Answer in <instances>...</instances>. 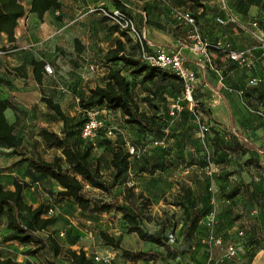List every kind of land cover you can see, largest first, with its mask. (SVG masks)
Returning <instances> with one entry per match:
<instances>
[{"label": "crops", "instance_id": "obj_1", "mask_svg": "<svg viewBox=\"0 0 264 264\" xmlns=\"http://www.w3.org/2000/svg\"><path fill=\"white\" fill-rule=\"evenodd\" d=\"M86 1L91 4L98 0ZM122 1L127 7V12H129L130 16L135 21L138 30L144 35L146 43L151 51H157L162 48L168 51L175 50L178 48L180 41H185L188 38L191 28L184 21L173 20L170 23L165 24L156 18H152L148 13H142L138 10L140 8L139 6L133 8L128 0ZM61 3L62 9L60 11L48 12L43 17V20H40L37 14L29 13L31 7V4H29L26 8L28 14L18 22L15 31V42L10 43L6 34H0V48L5 46L6 48H9L8 53L12 54L10 58V66L14 69L25 66L29 77L28 80H24L16 76V72L12 70L10 71L11 74L5 73L7 76H3L4 67H2L0 68V88L6 86L8 90L12 91L13 96H18L22 95V92L27 93L28 87L31 86L36 91H39V93L41 92L40 99L42 98V93H44L58 102L62 108L67 104V101H65L66 99L64 98L70 96L72 99H75L74 103L76 104V107L78 106L77 110H80L79 112L82 113L79 107V93L86 89V94L81 97H87L90 91L97 86H104L106 84L108 72L110 69L114 68L112 63L107 65V69H103L104 72L102 74L93 76V79H87L83 75L82 77L76 76L72 79L65 80L61 75L58 77V75L50 76L44 73L43 85L39 86L35 83L33 76V61H44L51 64L54 71L56 70L58 74L62 73V59H64L65 53L63 49L64 41L61 39V35H59L60 18L68 11L66 6H69V10L72 11L77 3L75 0H71L68 3H66L65 0H61ZM105 4H107L106 8L108 9L115 8L112 0H106L102 5ZM217 8H220V11L219 13L216 12V15L213 11ZM213 11L211 12L208 9H203L199 12L200 15L204 14L198 22L204 38L210 42H215L220 39L226 40L233 45V48L236 51L253 50L254 55L260 57L261 61L255 68L247 70L241 68L229 57L216 51H211L208 59H200L193 55L189 50H185L183 54L188 67L196 72L199 77L196 95L198 102L203 108L208 110V113L204 115V118L210 123L217 125L219 127L218 130H225L222 134L214 132L209 138L214 157L220 162L222 168L221 176L217 181H225L229 184L233 183V181H249L250 183H254L253 187L256 186V182L263 181L262 193H258V190L253 189V187H250V192L252 193L246 192L245 199L250 201V204L254 207L260 208L261 216H259V223L252 225L250 227V233L248 234L250 238L256 241V249L251 250L244 244L243 248L246 252L244 253L243 259L247 262L246 264H264V124L259 127L257 125L258 123H255V118L257 117L251 115L249 112V114H246L245 112V107L246 109L249 107L256 108L261 107L264 104V55L258 50L259 34L264 30V0H226L225 2H222V4L215 5ZM99 14L101 15V13ZM215 16H217L216 21L213 20ZM218 20L224 21V24H220ZM152 22L160 23L164 29H159L150 24ZM116 35H118V33ZM118 40H122L125 43L127 53L132 54L138 59V47L132 39L125 40L124 37H120ZM80 49L81 51L77 52L80 54L79 56H82V47H80ZM73 54L76 57L75 51H73ZM5 68L8 67L5 66ZM126 70L130 75L129 79H134L137 83L142 81L135 88L134 85H132V92L140 111L144 112L149 117L152 116V113H150L151 109L148 107L145 99L147 91L149 90L148 86H151L149 85L151 82H144L143 76L132 75L133 70L130 67H126ZM221 79H223V81ZM253 79H259V84L252 86L250 82ZM243 87H248V96L246 95L245 98L238 94V91L242 90ZM229 88L234 89V92H229ZM7 101L10 104V108L6 111V116L10 124L14 125L15 131L18 122L24 123V125H30L31 127H37L36 140L42 148L52 154L51 159L46 161L51 162L55 157H62L64 159L62 150H47L40 137V127L48 128L59 135H62L63 131V123L61 121H55L58 119L54 117L53 112L47 108L46 104L40 102L38 103L39 107H37V103L27 104L18 100L21 104L20 106H24V108H20V112H18L16 109L19 106H17L12 100ZM39 111L42 112V114H40ZM99 113L101 114V120L106 126L111 123H117L118 128H120L119 126L123 127L120 129L122 132L120 137L110 138L107 136L106 130H102V136H100L101 138H99V141L95 144L96 148L93 152V158L100 159L101 161L102 181L104 184L108 186L107 183L109 181H114L115 187H118L121 185V183H119L121 179L116 180L117 170L111 165L112 159H110V166H105L102 163L101 159L103 153L109 150L112 152L115 151L116 149L113 147L117 145H121L119 147L124 148L122 145L123 140L126 141V146L128 147L129 144L126 138L127 130H130L131 127L138 129L139 127L127 125L125 123V118L120 111L112 112L108 111L106 108H102L99 110ZM67 116L70 119H73L76 115L71 113ZM53 120L55 124H53ZM178 122L179 125H177L174 131H172L174 134L172 144H175V147L166 151L169 154V160H177V163L169 161L170 166L168 167L170 168H176L177 166L182 167L184 164L188 166V163L191 160L196 163L195 152L197 149L195 146L193 148V143H191V141L196 139L198 146H201L200 140L197 138L196 127H194L193 131H189V128L191 127L186 119H183V121L181 120V122L179 120ZM135 132L136 131L133 130L132 133ZM105 135L107 137H105ZM107 138L112 139V141ZM101 139H107L108 141L104 142L101 141ZM116 141L120 144H116ZM168 146H170V142ZM244 148L247 149L245 154L243 152ZM241 157L246 160L247 163L245 164L248 165L247 167L242 165L240 161ZM63 162L66 167L64 160ZM193 167L194 165H191V167L183 174L180 173L177 175L176 173H172L171 177H168L166 181H196L197 179L195 177H186L187 174H189V170ZM238 172H240V179H238ZM28 173L31 181L25 179L24 182H19L26 185V187L28 186V188L32 189L34 193H39L41 196H47V204L50 203L52 208L54 207L53 209L56 210V214L60 215V220L69 218L66 214L65 208L66 205L71 204L72 201L70 199L58 197L57 194L59 191H62V188H60L54 180H51L46 176L35 174L30 170ZM116 181H118V183H116ZM224 186L225 185L222 187V192L226 193V195H232L231 192L235 186ZM90 190L106 194L104 191L90 187L86 188L85 193ZM124 196L127 200L126 204L120 206L127 208H132L129 206V203L133 202L132 198H139L134 197L131 193H126ZM184 197L185 193L178 189L177 198L182 199ZM40 204L46 205V202H40L37 205L35 202H30V205H33L35 208ZM259 204L261 205L260 207ZM113 205H116V202ZM154 206L155 205H151L148 208L140 207L142 208V213L135 210L133 212L140 217L145 216V220L143 221L146 223L145 228L149 230L151 229V232L154 231L166 235V230L169 225L163 220V215L160 210H153ZM152 225L157 226L158 229H152ZM180 228H183V225ZM54 230H58V228ZM59 230L62 232L65 231L66 233V235L64 232L61 233L62 237L67 236L68 238L69 235H73L71 231L72 227H67L66 229L60 228ZM179 232L181 233L180 229H176V234L178 236ZM207 232V223L204 219L196 233L195 239L184 242V246L185 244L186 246H192ZM142 243L149 246L147 250L132 251H154L160 254L162 259L157 263L143 261L130 263L121 258L112 249L107 247L105 249L107 254L123 260V264H158L166 259V253L163 251L166 248H161L150 243ZM73 246V244H70V247ZM223 253L224 250L222 248L215 251L217 257L222 256ZM201 255L203 256V254H199L197 259L200 260ZM228 263L229 261L226 264Z\"/></svg>", "mask_w": 264, "mask_h": 264}, {"label": "rangeland", "instance_id": "obj_2", "mask_svg": "<svg viewBox=\"0 0 264 264\" xmlns=\"http://www.w3.org/2000/svg\"><path fill=\"white\" fill-rule=\"evenodd\" d=\"M20 1L25 6V8H27L32 2V0ZM69 1L71 0H65L66 3ZM105 1L106 0H98L95 3L90 4L86 0H75L77 5L74 7V9H72V11L69 10V6H66L68 11L60 18L59 23V35H61V39L64 41L63 49L65 56L64 59H62L63 69L61 74H58L55 70L54 76L58 75L59 77V75H61L62 78L68 80L76 76L82 77L84 75L87 79H93V76L102 74L104 72L103 69H107V65L112 63V66L115 69L121 70L125 76L130 78L129 73L126 70V66L121 62H113L108 55V52L115 48L116 42L120 37H124L125 40L128 38L126 39L125 35L119 31L117 27L109 23L102 15L98 13V8L102 6L106 7L107 4L102 5L105 3ZM128 1L133 8L139 6L140 8L138 10H140L142 13H148L150 16H152V18H156L157 20L168 24L173 20L181 21L176 15L177 11H186L190 13L195 17L197 22H199V12H201L203 9H208L212 12L215 5L222 4V2H225L226 0ZM219 11L220 8H217L214 9L213 12H215L217 15ZM127 13L129 14V12ZM216 18L217 16H215L213 20L216 21ZM117 33L118 35H116ZM76 41H79L80 47H82V56H79L80 54L77 52L78 48L80 47L76 45ZM73 51H75L76 57L74 56ZM8 52L9 48H6L5 46L0 48V68L4 67L3 76L11 74L10 71H13L14 69L10 66V58L12 54ZM5 66L8 68H5ZM92 66L98 69L94 72L91 69ZM129 80L131 81L132 85H134V88L137 87L140 82H142L140 81L137 83L134 79ZM160 84L162 87H164L162 90L158 89L157 84L151 82L149 84L151 86H148L149 90L147 91V96L145 98L148 107L151 109L150 113H152V116H150L152 121L150 123L149 129L142 130L132 127L130 130L126 129V138L128 144L140 149L142 151L141 156L143 158H130V166L127 168L125 174H123V176L120 178L121 181H119V183H121V185L115 187L114 181H109L107 183L109 191L106 192V194L93 192V190L87 191L86 195L92 200L94 207L88 212L81 211L78 206L72 202L71 204H67L65 208L66 214L69 216L67 219L60 220V215L56 214L55 209L53 216L48 214L45 215V217L55 220V223L50 227V232L55 233V236L60 239L63 247L61 254L59 256L56 255L52 245L48 248L44 246L39 248L38 245L23 246L18 243H6L4 238L9 234V231L6 229V218L5 215H3L0 217V253L3 258H12L18 264H25L28 259L35 264H68L69 262L65 255V252L68 249L75 251L83 250L91 259L96 256L106 257L110 254L106 253V246L99 237L100 232H105L115 237L126 249L147 250L149 246L138 240L137 236H131L126 233V227L120 217V214L117 212L101 214L98 212L99 207H102L103 205L114 204L115 202L118 206L125 205L127 200L124 194L126 193H131L134 195V197H139V195H142L151 199L152 205H155L153 210H160L162 212L163 220L170 225L168 232H170L172 228H179L180 231H182V228L180 227L186 224V219H184L182 215L183 209L177 206V202L180 201L179 198H177V191L180 189L185 193V198L187 199L186 204L191 209L190 216L186 222H190L196 214L195 207L197 206V201H199V203L206 201L207 193H209L211 199L212 197H215L216 202L214 206H216L217 212V224L215 226V231L219 236L224 238L226 244L233 243L237 245V256L229 261L228 264L247 263L243 259L244 253L246 252L243 248L244 240L239 237L238 230L243 227L249 234L250 227L255 223H259V216H261L260 208L254 207L252 204H250V201L245 199L247 193H252L250 192V187H253L254 183H250L249 181H233L234 184H229L225 181H216L214 185V192H212L210 190V182L207 179L205 171V158L202 150L198 146L196 139L191 141V143H193V148L195 146L197 149L195 152L196 163L191 160L188 163V166L184 164L182 167H168L164 171L157 173L149 172L147 168V171H143V169H145L146 162H148V165L151 166L152 160H155L157 157H163L167 159L166 151H169V149H173L175 147V144H172V139L174 138L173 132L169 137L170 146L168 148H159L154 145V139L161 137L160 126L157 123L158 119L162 118L164 120H168L169 125L172 126V131H174L177 125H179L178 121L180 120L181 122L183 119L188 121L191 127L189 128V131H193L195 127L193 124L194 122H192V114L189 108H186L184 115L178 121L172 122L169 119L170 108L172 105L181 100L182 89L180 85L172 78L167 80L165 83ZM247 88L248 87H243L246 92ZM85 90L79 93L78 98H81V96L86 94ZM21 94L22 95L13 96L12 91L8 90L6 86H2L0 88L1 98L15 102L16 105L19 106L16 109L18 112H20V108H24V106H20L21 104L18 102V100H21L23 103L27 104L37 103V107H39L38 103L42 102L40 99L41 92L39 93V91H36L31 86L28 87L27 93L22 92ZM64 99L67 101V104H65L63 107L64 112L67 113V115H70L71 113L76 115L70 120L69 129L75 128L76 125H82L87 116L81 114L79 112L80 110H77L78 106L76 107L74 98L72 99L69 96L65 97ZM245 112L246 114H249L246 107ZM39 113L42 114L40 111ZM55 121L58 122V120ZM255 123H258L257 125L260 127L264 124V121L257 117L255 118ZM53 124H55L54 120ZM107 127L118 128L117 123H111ZM119 127L120 128L118 129H121L122 126ZM37 130V127H31L30 125L28 126L24 125V123L18 122L16 124V133L18 136L24 138V147L22 149L13 151L0 145V186H3L6 189H13V183L16 179L21 182H24L25 179L31 181L30 175L28 173L30 170L28 161L30 159H51L52 154L48 153L44 148H42L35 138L37 136ZM133 130L136 132L132 133ZM105 137L107 136L105 135ZM81 139L83 138L81 137ZM107 139L112 141V139ZM101 141L105 140L101 139ZM91 143H97V141L89 142V144ZM116 144L120 143L116 141ZM122 145L124 146L122 149L117 146H114L113 148L127 153L129 150L126 146V141L123 140ZM113 154L114 152L111 150L103 153L101 160L105 166H110V159L113 158ZM169 161L177 163V160L175 159ZM240 161L242 165H245L246 167L248 166L245 164L247 162L243 157L240 158ZM191 165H194V167L189 170V174H187L186 177H195L197 179L196 181H166L168 177H171L172 173H176L177 175L180 173L183 174L191 167ZM238 174V179H240V172H238ZM128 183H133V186H129ZM255 184L256 186L253 187V189H257L258 193H262L263 181H258ZM223 185H225L224 187H226V185L235 186L231 192V196H234L233 199H231L233 201L228 199L230 195H226V193L222 192ZM24 195L28 204H30V202H35L37 205L40 202H46L48 208L52 207L50 203L47 204V196H41L39 193H34L32 189L28 188V186L24 191ZM132 200L133 202L129 203V206L132 207L130 208L131 211L135 210L142 213V208L140 207L144 206V202H141L140 198H132ZM260 206L261 205L259 204V207ZM202 207L205 209L204 205ZM211 207L213 208L212 205ZM256 210L257 213H255ZM141 219L144 221L145 216L141 217ZM205 221L207 223V229L209 232L207 217ZM144 224L146 223L144 222ZM67 227H72L71 231L73 235H69L68 238L67 236L62 237L61 233H65V231L62 232L59 229H66ZM56 228H58V230H54ZM152 229H158V227L152 225ZM40 236L47 237L48 233L42 232L40 233ZM72 243H74V246L70 247V244ZM168 245V248L163 250L166 253V259L158 264H201L205 258V246L203 244L199 246L197 242H195L192 246H186V244L184 246V244L178 243H170ZM35 249L37 250V253L34 257H29L26 255L28 251H33ZM199 254H203V256L201 255L200 260L197 259ZM111 256L112 260L109 264H123V260L114 258L113 255ZM95 264L102 263L96 262Z\"/></svg>", "mask_w": 264, "mask_h": 264}, {"label": "trees", "instance_id": "obj_3", "mask_svg": "<svg viewBox=\"0 0 264 264\" xmlns=\"http://www.w3.org/2000/svg\"><path fill=\"white\" fill-rule=\"evenodd\" d=\"M112 3L115 7L113 9H117L124 13H127V7L124 5L122 0H112ZM30 4L31 7L29 13L37 14L40 20H43V17L48 12H57L62 9L61 0H32ZM27 14V9L20 0H0V34H6L10 43L15 42V31L18 26L19 20L24 18ZM203 16L204 14H201L200 18ZM150 24L156 26L159 29H164V27L160 23L152 22ZM122 33L126 38L131 39L126 33ZM76 45L80 47L79 41H76ZM78 51L80 52L81 49L78 48ZM108 55L113 62H121L126 67H130L133 70L132 75L143 76L144 82H154L155 84H157L159 90H162L164 88L160 83L163 84L170 78L174 79L179 83L182 89V96V83L177 79V77L158 68L141 63L139 59H136L132 54L126 52L125 43L122 40H118L116 42L115 48L111 49L108 52ZM45 65L46 62L44 61H33L32 63L34 81L39 86L43 85ZM13 71L16 72V76L24 80L29 79L25 66L15 68L13 69ZM240 91H244L243 97L245 98L247 95L246 90L242 89ZM195 100L199 105V109L205 114L208 113V110L203 108L202 105L198 102L197 95H195ZM41 101L46 104L47 108L51 112H53L58 121H61L63 123V131L62 135H59L58 133L49 130L48 128L40 127V137L42 138L44 146L47 150H62L64 159L62 157H55L51 162L44 159H30L28 161L30 171L54 180L58 184V186L62 188V191H59L57 194L58 197H61L63 199H70L78 206L81 211L88 212L94 207L92 200L85 193L86 188L90 187L104 192H108L109 188L102 181L100 159L93 158V152L96 148V143L89 144V142L91 141L87 142L88 140L81 139L82 129L87 121V117L82 125H76L75 128L69 129V122L71 119L66 115L62 106L53 98L48 97L44 93L42 94ZM183 104L184 111L182 112L181 117L184 115L186 108L190 109L187 103ZM79 107L82 111L81 114H84L85 116H87V112L90 110L99 111L102 108H106L108 111L112 112L120 111L123 114L125 123L127 125L138 126L139 129L142 130H148L152 121L151 117L140 111V108L134 98L132 92V83L129 78L125 76L121 70L115 68L110 69V71L108 72L106 84L104 86H97L90 91L87 97L80 98ZM261 107L264 109V104ZM9 108V102L0 98V145L14 151L22 149L25 145V140L16 134L14 125L10 124V122L8 121L6 111ZM250 108L257 110L259 107H249L248 112L251 115L258 117L264 121V116L262 117L260 115L251 113L249 110ZM191 114L193 120L192 110ZM169 119L172 121L170 117ZM157 123L160 126L161 137L155 138L154 142L161 140L165 136L164 130L167 127H169L170 129L169 137L172 133V126L169 125L168 120H164L161 118L157 120ZM214 132L222 134L223 132H225V130H218L214 128L209 138ZM100 136H102L101 133ZM100 136L99 138H101ZM120 136L121 135L119 134L116 137ZM99 138L96 141H99ZM104 140V142L108 141L107 139ZM129 146L130 145H128V150ZM117 147H119V145H117ZM168 147L169 146L165 148ZM200 149L203 152L201 146ZM113 152L114 154L111 160V165L117 170L116 180H119L123 176V174H125L127 168H129V159L131 157H142L132 156L130 155L129 151L125 153L122 150L118 151L116 149ZM243 152L245 154L247 152V149L244 148ZM168 155L169 154L167 153V159L163 157H157L155 160H152L154 162H151V166H149L148 162H146V166L143 171H147V169L152 173L164 171L168 168V166H170ZM63 160L65 161L66 167L64 166ZM214 160L221 168L220 162H218L215 157ZM221 173L216 178V181L220 178ZM116 183H118V181H116ZM13 187V189H6L3 186H0V217L5 215V226L9 231V234L4 238V241L6 243H18L23 246L38 245L39 248H42L43 246L48 248L52 245L54 247L55 254L59 256L63 249L62 244L60 242V239L55 236L56 234L50 232V227L55 223V220L45 217V215L48 214L49 210L53 208H48L45 204H40L35 208L33 205L28 204L24 195L26 185L20 183L17 179L14 181ZM230 196L228 197V199H233L234 196ZM139 198L141 199V202H144L145 208H148L152 205L150 198L142 195H139ZM206 199V201H203L201 203L197 201V206L195 207L196 214L190 222H186L191 212L190 207L186 204L187 199L185 197L179 199L180 201L177 202V206L183 209V218L186 219V224L183 225L182 231L179 236L176 234L175 228H172L170 232H168L170 227L169 223V227L166 230V235L162 233L151 232L149 229L145 228V224L141 217L127 207L116 206L113 204L103 205L102 207H99L98 212L101 214H110L113 212H117L121 215V219L125 224L126 233L128 235H135L137 236L138 240L145 243H150L161 248H168V244L171 243L169 240L170 235H174L175 243L178 244H183L184 242L192 241L193 239H195L196 233L202 221L206 219V217H208V215L212 211V207L210 205V200L212 199L209 193H207ZM203 205L205 206V209L202 207ZM42 232H47L48 236L41 237L40 233ZM207 234L208 232L206 234H203V236L198 239L197 244L199 246H201L202 241L207 236ZM99 237L107 248L112 249L127 262L138 263L140 261H143L157 263L162 259L161 255L154 251L144 252L126 249L121 245L119 240L108 233L100 232ZM242 239L244 240L243 244H245L247 248H250L251 250L256 249V241L249 237L247 230L246 236ZM72 244L74 245V243ZM36 253L37 250L35 249L33 251H28L26 255L29 257H34ZM204 254L205 258L201 264H204L208 257V251L206 247ZM65 255L69 262L68 264L96 263L95 258H89L87 256V253L83 250L75 251L72 249H68L65 252ZM0 264L18 263L12 258H3L0 253ZM25 264L35 263L28 259Z\"/></svg>", "mask_w": 264, "mask_h": 264}, {"label": "built area", "instance_id": "obj_4", "mask_svg": "<svg viewBox=\"0 0 264 264\" xmlns=\"http://www.w3.org/2000/svg\"><path fill=\"white\" fill-rule=\"evenodd\" d=\"M99 13L112 25L117 27L121 32H124L131 38L135 44L139 47L138 59L141 63L149 65L151 67L158 68L164 72H167L175 77L182 83L183 93L181 100L171 106L169 117L172 121L180 119L182 112L184 111V104L187 103L193 112V122L197 129V138L200 140L203 154L205 156L206 175L210 181V190L214 192L216 178L221 173L220 166L215 162L213 152L209 144V136L214 128L219 127L213 123H210L204 118L205 113L199 109V105L195 100V95L198 89L199 77L196 72L192 71L184 58V51L189 50L193 55L200 59H208L211 51H216L229 57L232 61L238 64L241 68L251 70L257 66L261 61L260 57L254 55L253 50L249 51H236L233 45L223 39L215 42L206 40L201 31L200 25L195 17L186 11H177L176 15L179 20L187 23L190 28V34L185 41H180L178 48L168 51L164 48L157 51H151L146 39L137 28V25L132 17L127 13H124L117 9H107L100 7L97 9ZM220 24H224V21L218 20ZM258 50L264 55V30L259 34V47ZM91 69L95 72L98 68L92 66ZM45 73L53 76L54 69L51 64L46 63ZM223 81V79H221ZM259 79H253L250 84L256 86L259 84ZM229 92H234L229 88ZM238 94L243 97L244 91H238ZM251 113L264 116V109L259 107L257 110L250 108ZM106 130L108 137L113 138L117 135H122L120 129L116 127H107L105 123L100 119V113L97 110H90L87 112V121L82 129V138L91 142L96 141L102 130ZM165 136L158 141L154 142L155 146L167 147L169 144L170 129L167 127L164 130ZM129 153L132 156L140 157L142 151L134 146H129ZM129 186H133V183H128ZM215 197H212L211 205L213 206L211 213L208 215V227L209 232L203 239L202 244L207 248L208 257L204 264H226L237 256V245L226 244L223 237L219 236L215 231L217 224V212L215 205ZM54 209H50L48 215L53 216ZM257 213V211L255 212ZM238 235L242 239L246 236V230L244 228L238 230ZM171 243H175L174 235L169 236ZM219 248L224 250L222 256L217 257L215 251ZM95 261L102 264H109L112 260V256L106 257L96 256Z\"/></svg>", "mask_w": 264, "mask_h": 264}]
</instances>
